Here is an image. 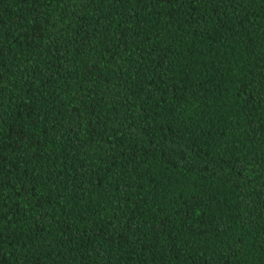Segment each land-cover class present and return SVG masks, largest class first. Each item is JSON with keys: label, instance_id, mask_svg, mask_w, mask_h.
<instances>
[{"label": "trees", "instance_id": "16d2710c", "mask_svg": "<svg viewBox=\"0 0 264 264\" xmlns=\"http://www.w3.org/2000/svg\"><path fill=\"white\" fill-rule=\"evenodd\" d=\"M0 264H264V0H0Z\"/></svg>", "mask_w": 264, "mask_h": 264}, {"label": "snow or ice", "instance_id": "6c2138e0", "mask_svg": "<svg viewBox=\"0 0 264 264\" xmlns=\"http://www.w3.org/2000/svg\"><path fill=\"white\" fill-rule=\"evenodd\" d=\"M205 4H207L208 0H203ZM5 217L3 215H0V220H3Z\"/></svg>", "mask_w": 264, "mask_h": 264}]
</instances>
